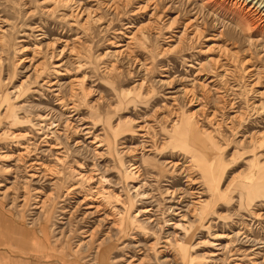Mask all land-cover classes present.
<instances>
[{"label": "rangeland", "instance_id": "rangeland-1", "mask_svg": "<svg viewBox=\"0 0 264 264\" xmlns=\"http://www.w3.org/2000/svg\"><path fill=\"white\" fill-rule=\"evenodd\" d=\"M0 209L21 260L264 264V0H0Z\"/></svg>", "mask_w": 264, "mask_h": 264}, {"label": "crops", "instance_id": "crops-1", "mask_svg": "<svg viewBox=\"0 0 264 264\" xmlns=\"http://www.w3.org/2000/svg\"><path fill=\"white\" fill-rule=\"evenodd\" d=\"M0 212L2 213L0 215V222L2 223L6 222V224L10 223L11 228H14V230L16 229V231L20 232V235L23 236V241L17 243V238L11 237V234L9 236H6V232L4 231V229H2L3 228L2 226L0 228V234L3 232V235L5 234L4 235L5 239L2 238L0 239V246H8L11 248V250L29 251L31 253H36L43 250L42 248H40L41 246H36V244L39 241L37 236L33 232H28L23 228L19 227L18 224L12 219V217L6 216V213L3 212L2 209H0ZM17 228L19 230H17ZM27 243H30L31 245H27ZM0 264H55V263L31 262L27 260H21L20 257H15V256L11 257L7 252H1Z\"/></svg>", "mask_w": 264, "mask_h": 264}, {"label": "bare ground", "instance_id": "bare-ground-1", "mask_svg": "<svg viewBox=\"0 0 264 264\" xmlns=\"http://www.w3.org/2000/svg\"><path fill=\"white\" fill-rule=\"evenodd\" d=\"M176 122H174V124H175ZM180 123H182V121H179L178 123H177V125L178 124H180ZM188 131H189V129H188ZM191 133V132H190ZM137 167H135L134 165L132 166V168H131V170L133 169V170H135ZM137 173V170H136V172L134 171L133 173H132V175L133 174H136ZM146 197H148L147 195H146ZM90 208H95L93 205H90L89 206ZM195 209H196V207H195ZM149 209H145V210H143L142 212H146V211H148ZM120 217V216H119ZM123 220H125V218L124 217H120L119 218V221H121V222H123ZM124 223V222H123ZM121 224V223H120ZM3 226V228L2 229H4V231L6 232V236H9L10 234H11V237H14V238H17V243L18 242H22L23 241V236H21L20 235V232H17L16 231V229L14 230V228H11V226H10V223H8V224H6V222H4V223H2V222H0V228ZM121 226H122V228L123 227H125V223H124V226H123V224H121ZM17 230H19L18 228H17ZM23 234V233H22ZM36 246H41L40 248H42V249H44V247L46 248V246L45 245H43L42 243L40 244V243H37L36 244ZM107 247V246H106ZM107 249H104L103 251H101L100 252V254L98 255V258H99V260H98V262L100 263V264H105V258L107 257ZM107 261V260H106Z\"/></svg>", "mask_w": 264, "mask_h": 264}]
</instances>
